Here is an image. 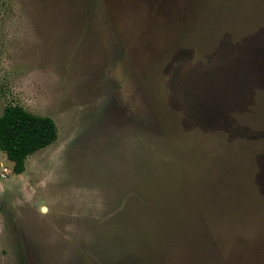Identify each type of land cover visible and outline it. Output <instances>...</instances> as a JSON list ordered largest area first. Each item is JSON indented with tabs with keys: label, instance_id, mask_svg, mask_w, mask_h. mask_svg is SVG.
I'll list each match as a JSON object with an SVG mask.
<instances>
[{
	"label": "rangeland",
	"instance_id": "1",
	"mask_svg": "<svg viewBox=\"0 0 264 264\" xmlns=\"http://www.w3.org/2000/svg\"><path fill=\"white\" fill-rule=\"evenodd\" d=\"M8 105L0 264H264V0H0Z\"/></svg>",
	"mask_w": 264,
	"mask_h": 264
},
{
	"label": "trees",
	"instance_id": "2",
	"mask_svg": "<svg viewBox=\"0 0 264 264\" xmlns=\"http://www.w3.org/2000/svg\"><path fill=\"white\" fill-rule=\"evenodd\" d=\"M58 139V127L52 118L35 115L20 105H8L0 116V151L13 163V172L21 175L27 159L51 146Z\"/></svg>",
	"mask_w": 264,
	"mask_h": 264
},
{
	"label": "bare ground",
	"instance_id": "3",
	"mask_svg": "<svg viewBox=\"0 0 264 264\" xmlns=\"http://www.w3.org/2000/svg\"><path fill=\"white\" fill-rule=\"evenodd\" d=\"M46 212V210H44Z\"/></svg>",
	"mask_w": 264,
	"mask_h": 264
}]
</instances>
